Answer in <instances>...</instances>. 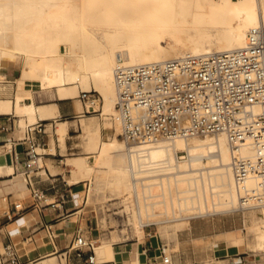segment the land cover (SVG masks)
<instances>
[{
    "label": "bare ground",
    "instance_id": "6f19581e",
    "mask_svg": "<svg viewBox=\"0 0 264 264\" xmlns=\"http://www.w3.org/2000/svg\"><path fill=\"white\" fill-rule=\"evenodd\" d=\"M263 23L264 0H0V68L7 61L21 65L17 112L31 121L38 112L47 116V106L25 102L31 95L23 89L26 79L55 87L62 97H78L80 85L101 93L104 125L114 129L113 136L96 138L95 164L78 158L75 176L104 180L122 194L109 199L121 198V209H127L113 211L127 216L118 219L119 225L141 235L148 224L182 226L194 216L261 206V219L253 212L249 228L259 238L255 250L264 252V204L241 205L226 133L129 145L119 136L115 84L120 62L236 49L245 45L251 28ZM59 131L62 135L63 127ZM244 154L253 157L256 151L246 145ZM100 244V254L111 248L108 239Z\"/></svg>",
    "mask_w": 264,
    "mask_h": 264
},
{
    "label": "crops",
    "instance_id": "0c3cea01",
    "mask_svg": "<svg viewBox=\"0 0 264 264\" xmlns=\"http://www.w3.org/2000/svg\"><path fill=\"white\" fill-rule=\"evenodd\" d=\"M16 65L7 61L0 68V264H13V258L18 264H165L162 245L167 246L173 264H205L218 258H229L232 264H248V251L240 244L229 245L224 239L212 244H194L196 239L224 232L213 228L203 230L191 221L187 235L179 233L178 250H171L176 244L166 242L158 226L155 231L145 229L142 236L124 239L119 233L111 235L110 250L100 254V242L106 237L101 238L98 217L87 208V203L93 198V190L101 191L102 183L95 177L93 181L88 177L76 178L74 162L78 158L95 157L96 138L101 142L105 138L104 121L88 115L79 97H62L57 88H43L38 79L25 80L23 89L31 95L24 100L36 107L47 106V116L38 112L36 120L31 121L29 116L19 114L17 94L23 90L17 80L21 70ZM22 120L26 121L25 125ZM39 122L43 130H34L32 137L41 160L32 167L30 182L25 180L26 163L35 153L31 151L32 141L26 128ZM50 125L57 128L50 131ZM60 127L64 129L62 135ZM88 181L91 187L85 198ZM34 190L40 193V198ZM15 203H21L22 208L17 210ZM78 234L92 242L94 248L84 246L82 254L72 249ZM92 254L96 256L94 263L89 261Z\"/></svg>",
    "mask_w": 264,
    "mask_h": 264
},
{
    "label": "built area",
    "instance_id": "2783aa9c",
    "mask_svg": "<svg viewBox=\"0 0 264 264\" xmlns=\"http://www.w3.org/2000/svg\"><path fill=\"white\" fill-rule=\"evenodd\" d=\"M115 84L119 136L127 144L224 132L232 150L241 205L264 204V23L251 28L245 45L236 49L140 64L120 62L115 68ZM78 97L86 113L101 114L100 92L81 89ZM38 128L43 130V124L26 128L35 153L26 163L30 182L32 167L39 161L32 137ZM246 145L255 149V156L244 154ZM34 194L41 197L37 190ZM15 207L20 210L21 203ZM151 225H145L146 229ZM87 245L94 248L78 234L71 248L82 254ZM161 253L165 264H173L166 245ZM95 257L90 255L89 261L94 263ZM12 263L18 264L17 259Z\"/></svg>",
    "mask_w": 264,
    "mask_h": 264
},
{
    "label": "rangeland",
    "instance_id": "374dc122",
    "mask_svg": "<svg viewBox=\"0 0 264 264\" xmlns=\"http://www.w3.org/2000/svg\"><path fill=\"white\" fill-rule=\"evenodd\" d=\"M167 42L168 41H163L164 44H167ZM63 49L65 50V46H63ZM16 66L21 70V65L20 66L16 65ZM80 89H84V87L80 85L79 90ZM87 114L91 116L95 115L97 120L101 122L104 121V116L102 114H98V113H87ZM53 129L54 127L50 125L49 130L53 131ZM103 129H104L103 136L105 138H107V136H109L114 132L113 128H103ZM80 138L82 139L81 136ZM60 142L62 143V140H60ZM183 154H187V152H184ZM94 159L95 157H91L90 159L91 161H89V163L95 164ZM101 183H102L101 191L97 192L93 190L92 191L93 198L91 199V201H88L87 203L88 204L87 208L94 210V214H96V216L98 217L97 226L100 227L101 238L106 237L105 239H108V237L111 235L116 236V233L121 234L124 239L125 237L131 238L132 236L144 235V233L140 235L139 233L136 232L135 229H133L132 231L127 230L126 226H128V224L126 223H125L126 226L119 225L120 220L118 219H122V218L125 219V217L127 216H124L123 214L122 215L117 214L114 216L112 213L114 210L121 209L122 208L120 207L121 204L123 205L125 204L120 202L121 198L115 200H109V199L113 197H118L122 194H118V190L115 189V187L112 186L111 184L105 182L104 180L101 181ZM90 187L91 185L89 182L86 191L84 192L85 198H87L89 194ZM217 199L218 196H216L215 201H218ZM208 200L209 203H211V195H209ZM262 209L263 208L261 206L256 208H246V209L233 208L227 211L210 212L202 216L191 218L190 219L191 223L195 222L199 224L203 230L213 228L224 232L220 235H215L213 237H208L206 239L204 238L196 239L194 240V244H212L215 240L224 239L226 240L227 244L229 245H234V243L240 244L241 246H243L244 249L248 251L246 253V255L248 256L246 259V261H248V264H264V252H259L255 250V246H254V244L259 242V238L255 236V234H253V232L249 228L250 225H252L254 222V217L252 213L256 212L258 213V215H260ZM125 210H127L126 207L118 212L123 213L125 212ZM186 213L187 212H184V214ZM258 219L259 220L261 219V215L259 216ZM128 223H132V221L129 219ZM165 224L166 223L159 226V230L162 232L159 233L163 235L162 237L169 244H176L175 247H173L171 250H178L180 244L179 233L182 231L184 234H186L191 224L189 226L186 223L181 226L177 224V222H171L166 225ZM148 229L151 231H155L158 230V226L154 224L151 225ZM113 230H116V232H112ZM237 237L238 239L234 240ZM205 264H232V261L229 258H218V259L207 260Z\"/></svg>",
    "mask_w": 264,
    "mask_h": 264
}]
</instances>
